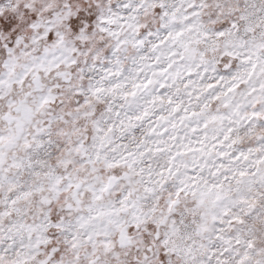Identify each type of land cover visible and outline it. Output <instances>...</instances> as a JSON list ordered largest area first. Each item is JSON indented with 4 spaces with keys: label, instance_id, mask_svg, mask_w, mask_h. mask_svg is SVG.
<instances>
[{
    "label": "clouds",
    "instance_id": "9594fccd",
    "mask_svg": "<svg viewBox=\"0 0 264 264\" xmlns=\"http://www.w3.org/2000/svg\"><path fill=\"white\" fill-rule=\"evenodd\" d=\"M0 264H264V0H0Z\"/></svg>",
    "mask_w": 264,
    "mask_h": 264
},
{
    "label": "snow or ice",
    "instance_id": "6c2138e0",
    "mask_svg": "<svg viewBox=\"0 0 264 264\" xmlns=\"http://www.w3.org/2000/svg\"><path fill=\"white\" fill-rule=\"evenodd\" d=\"M221 35H222V33H221ZM209 87H212V85H209ZM231 90V89H230Z\"/></svg>",
    "mask_w": 264,
    "mask_h": 264
}]
</instances>
